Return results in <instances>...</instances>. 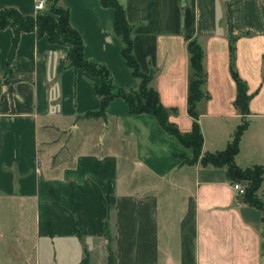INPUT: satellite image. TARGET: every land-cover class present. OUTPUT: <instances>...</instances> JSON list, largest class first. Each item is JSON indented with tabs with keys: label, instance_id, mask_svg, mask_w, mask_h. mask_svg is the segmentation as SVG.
<instances>
[{
	"label": "crops",
	"instance_id": "1",
	"mask_svg": "<svg viewBox=\"0 0 264 264\" xmlns=\"http://www.w3.org/2000/svg\"><path fill=\"white\" fill-rule=\"evenodd\" d=\"M130 26L132 53L148 85L180 131L191 127V73L185 37L202 50L205 73L195 103L201 153L225 147L242 118L233 156L239 168L262 167L264 198V0H116ZM34 0H0L32 16ZM82 40V54L103 64L118 87L137 85L120 54L113 10L98 0H58ZM0 30V204L14 209L20 245L53 264H264L261 211L232 188L225 166L182 164L191 150L151 114H130L114 97L103 117L99 78L66 67L67 47L45 35ZM233 67L246 85L248 112L233 105ZM30 227L31 232L26 229ZM31 233L30 236L26 232ZM19 232H22L19 235ZM109 240L106 238V233ZM109 242V243H108ZM37 250V251H36ZM99 253L98 262L93 260Z\"/></svg>",
	"mask_w": 264,
	"mask_h": 264
},
{
	"label": "trees",
	"instance_id": "2",
	"mask_svg": "<svg viewBox=\"0 0 264 264\" xmlns=\"http://www.w3.org/2000/svg\"><path fill=\"white\" fill-rule=\"evenodd\" d=\"M98 1L101 7L113 10V29L121 42L120 54L130 70L131 76L138 81L135 88L116 86L103 64L92 59H86L83 56L82 40L78 33L69 25L68 12L58 5V0H45L46 12H37L32 16H23L11 7L0 10V30L10 28L13 35L9 58L14 52L19 34L24 32H34L37 37L45 35L49 43L66 46V67L80 68L89 75L99 78L98 84H92L94 93L99 99V107L95 111L85 112L80 118L103 117L108 102L114 97H120L125 101L130 114L144 113L153 115L165 132L173 135L184 147L191 150L190 157H182V164L198 162L202 165L225 166V175L231 182L245 181L242 194L243 200L260 209L262 213L261 219L264 221V202H261L255 194L261 183L262 167L252 165L242 169L233 160V156L237 151L239 137L247 125L246 120L242 118L233 131L230 141L226 143L223 149L201 153L202 136L197 125V113L195 111L196 101L205 96L201 91L205 73L201 63L202 50L200 47L194 40L185 37L188 66L192 76L188 82L186 94L187 113L191 117V127L189 131L182 132L173 122L168 120L169 111L174 112L175 109L164 107L159 102L156 91L148 85L153 76V71L144 73L139 68L132 53L130 26L125 21L122 8L116 0ZM233 51V47L229 45V72L236 88L233 105L238 113L244 117L248 112L247 104L251 94L247 93L244 81L233 67ZM105 234L109 240L107 232ZM108 250L106 264H114L113 253L109 248ZM86 263L87 254L76 264Z\"/></svg>",
	"mask_w": 264,
	"mask_h": 264
},
{
	"label": "rangeland",
	"instance_id": "3",
	"mask_svg": "<svg viewBox=\"0 0 264 264\" xmlns=\"http://www.w3.org/2000/svg\"><path fill=\"white\" fill-rule=\"evenodd\" d=\"M238 183L243 188L245 187V181H239ZM261 202H264V198ZM16 212L14 209L8 208L6 204H0V264H53L45 252L31 250L33 245L29 238L20 245L19 238L16 236L17 228L11 224L16 217ZM26 229L31 232L30 227H26ZM21 233L19 232V235ZM26 234L30 236L31 233L27 231ZM107 252H109L108 248ZM98 258L99 253H96L93 260L98 262Z\"/></svg>",
	"mask_w": 264,
	"mask_h": 264
},
{
	"label": "built area",
	"instance_id": "4",
	"mask_svg": "<svg viewBox=\"0 0 264 264\" xmlns=\"http://www.w3.org/2000/svg\"><path fill=\"white\" fill-rule=\"evenodd\" d=\"M34 11L35 13H44L45 12V0H34ZM232 188L238 192L239 194H243L244 188L238 183V182H233L232 183Z\"/></svg>",
	"mask_w": 264,
	"mask_h": 264
}]
</instances>
